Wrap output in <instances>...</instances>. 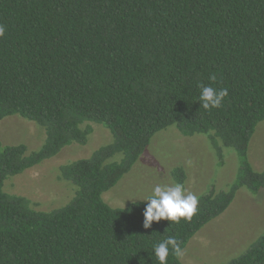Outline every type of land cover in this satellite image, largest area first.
Segmentation results:
<instances>
[{"label":"trees","instance_id":"1","mask_svg":"<svg viewBox=\"0 0 264 264\" xmlns=\"http://www.w3.org/2000/svg\"><path fill=\"white\" fill-rule=\"evenodd\" d=\"M0 25V121L18 115L45 135L34 150L0 139V264H158L155 243L174 236L184 248L240 188L264 191V168L248 155L264 121V0H0ZM200 84L228 90L221 107H202ZM93 124L111 139L59 166L73 187L67 203L40 209L5 190L12 176L85 144ZM171 126L205 135L219 165L232 153L237 171L198 195L191 220L146 229L147 201L113 207L102 195ZM171 175L184 185L182 166ZM168 264L183 263L170 252ZM221 264H264V229Z\"/></svg>","mask_w":264,"mask_h":264},{"label":"rangeland","instance_id":"2","mask_svg":"<svg viewBox=\"0 0 264 264\" xmlns=\"http://www.w3.org/2000/svg\"><path fill=\"white\" fill-rule=\"evenodd\" d=\"M92 127L85 144L68 145L56 156L12 176L6 181L5 190L29 198L40 209H52L67 203L73 195V187L58 178L59 166L90 155L111 139L110 132L103 126L93 124ZM44 137L42 127L18 115L0 121L3 143H25L28 150H34ZM248 155L255 168H264V121L256 126ZM223 160L219 165V158L205 135L184 136L171 126L156 133L132 168L102 197L113 207H124L132 202L127 199L130 196L144 197L154 184L173 182L171 173L176 166H182L186 173L184 187L198 196L212 183L225 187L232 181L237 171L234 156L228 153ZM263 227L264 191L253 195L240 188L229 207L188 241L181 262L224 263L245 251Z\"/></svg>","mask_w":264,"mask_h":264},{"label":"clouds","instance_id":"3","mask_svg":"<svg viewBox=\"0 0 264 264\" xmlns=\"http://www.w3.org/2000/svg\"><path fill=\"white\" fill-rule=\"evenodd\" d=\"M5 33V26L0 25V36ZM216 79L215 75L209 77ZM200 103L205 110L219 108L222 106L224 98L228 95L226 88L217 89L211 85L200 84ZM188 164L191 161H187ZM133 203L137 201H147L143 210V227L150 228L153 221L167 219L170 222L179 223L181 218L191 220L197 213L198 196L187 191L182 183L166 182L153 185L147 196H130ZM153 252L158 264H168L170 252L177 258L183 257L185 250L174 236H167L163 240L153 245Z\"/></svg>","mask_w":264,"mask_h":264}]
</instances>
